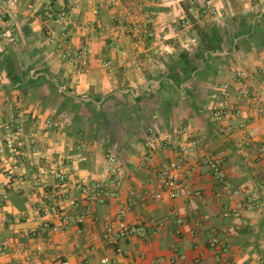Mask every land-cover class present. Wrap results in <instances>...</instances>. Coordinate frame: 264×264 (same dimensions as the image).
I'll return each instance as SVG.
<instances>
[{"label": "crops", "instance_id": "1", "mask_svg": "<svg viewBox=\"0 0 264 264\" xmlns=\"http://www.w3.org/2000/svg\"><path fill=\"white\" fill-rule=\"evenodd\" d=\"M76 2L62 40L53 18ZM144 3L137 13L131 0H16L0 20V264H103L102 258L106 264H264L262 102L237 93L240 85L252 93L262 87L264 0ZM136 23L154 37L130 32ZM50 35L63 44L51 43ZM83 44L91 53L79 73L71 57ZM105 61L110 67L101 66ZM236 68L245 79H232ZM223 82L240 112L218 121L214 86ZM5 123L22 128L14 156L1 150ZM149 125L171 138L151 165L134 147ZM194 137V156L179 152ZM108 153L123 167L119 188L106 173ZM217 155L227 186L205 163ZM170 161L183 165L182 193L174 198L158 174ZM53 166L72 174L67 192L51 201L31 174ZM48 181L55 188V179ZM90 183L105 184L109 194L86 199L77 186ZM233 189L241 194L232 196ZM145 190L161 197H146ZM121 209L133 234L108 243L105 227ZM44 222L61 226L48 231L47 241L40 235Z\"/></svg>", "mask_w": 264, "mask_h": 264}, {"label": "built area", "instance_id": "2", "mask_svg": "<svg viewBox=\"0 0 264 264\" xmlns=\"http://www.w3.org/2000/svg\"><path fill=\"white\" fill-rule=\"evenodd\" d=\"M117 0H110L111 4H115ZM132 1V9L137 13H141L145 8L144 0H131ZM16 6V0H0V20H2L6 15L13 11ZM78 7V3L76 2L73 6H71L68 11H62L55 15L53 18V23L59 27V34L62 40L66 38V31L68 25V15L69 11L74 10ZM205 11L208 13H216L215 8L212 6H208ZM130 32H142L147 37H154V33L147 26L144 27L142 23H136L132 26V29H129ZM49 41L51 43H57L59 46L63 44V41L56 39L54 35H50ZM135 46H137L135 44ZM91 53V49L86 44H83L80 49L71 57V61L73 65L76 67V70L79 73H84L87 70L88 66V57ZM131 65L134 64V61H130ZM102 67H110V62L105 61L101 65ZM260 74L262 75V87L256 92L252 93L243 85H240L237 89V93L243 97H252L253 100L261 101L262 104L259 106V114L264 118V69H260ZM247 76V73L241 69L236 68L232 73L233 80H243ZM217 91L216 95V107L212 112V116L221 121L225 119L230 113L234 115H238L240 110L238 108H232L229 102V97L231 93L230 84L228 82H223L219 85L214 86ZM4 129L6 130V137L4 141V145L1 150L6 149L11 156H14L18 153L20 147V133L22 132L21 127L13 126L11 123H5ZM178 134L186 135L188 139L189 134L188 130L184 126H179L177 129ZM264 132V129H263ZM243 135L247 136V132L243 130ZM35 137V132H31L27 135L25 139L28 143H33ZM199 141L194 137L190 140L189 146L182 144L179 147V152L186 154L188 157H193L195 154V149L198 147ZM135 149L144 156V159L148 162L149 165L152 164V155L157 151H161L164 149H170L171 147V138L169 135H160L153 126L149 125L145 129V135L142 142L136 143L134 145ZM259 151L264 153V145L259 147ZM105 169L106 173L110 178V182L116 187L119 188L122 186V172L123 167L120 163L117 156L113 153H108L105 156ZM222 159L219 155L210 157L205 160L211 172L216 175L224 186L228 185V182L224 179V175L222 174V170L220 169ZM182 163L179 161H170L164 164L159 170V178L161 179L164 187L167 189L168 194L171 198H174L182 193L177 188V181L179 179L180 172L182 171ZM72 172L71 170H67L62 168V166H53V167H41L35 173L31 174V182L36 187H42L45 189V199L46 200H57L59 194H65L67 192V188L70 184V176ZM52 177L55 179L57 184L55 188L51 187L48 181V178ZM81 195L86 197L88 200H95L101 196H106L109 194L105 184L102 183H90L86 185H78L77 186ZM232 196H238L241 192L237 189L231 190ZM144 196L151 197L154 199H159L161 197V193L154 192L151 190L143 191ZM124 209H121L114 222H109L106 227V235L107 242L114 243L120 239H123L127 236L133 234L132 229L123 219ZM66 218H60V222L65 223ZM78 221H82V216L78 218ZM160 227V223L156 225V229ZM60 225H51L48 222H44L41 225V238L44 241L48 240V231H57L60 229ZM38 250L40 246L36 247ZM177 259V256L172 257V262L174 263ZM108 262L107 258H102L101 263L106 264ZM53 264H69L66 259H56Z\"/></svg>", "mask_w": 264, "mask_h": 264}, {"label": "trees", "instance_id": "3", "mask_svg": "<svg viewBox=\"0 0 264 264\" xmlns=\"http://www.w3.org/2000/svg\"><path fill=\"white\" fill-rule=\"evenodd\" d=\"M204 50L205 51H215L216 49H215V47L214 46H207V47H204ZM181 58H183V60H184V63L187 65V67H188V64H189V60L188 59H186V57H184V55L183 54H181ZM193 69L191 68L190 69V72H189V74L191 73V71H192ZM189 74L187 73V75H185L184 77H188L189 76Z\"/></svg>", "mask_w": 264, "mask_h": 264}]
</instances>
